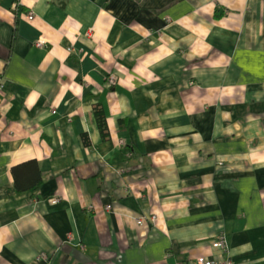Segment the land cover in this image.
<instances>
[{"label": "crops", "instance_id": "1", "mask_svg": "<svg viewBox=\"0 0 264 264\" xmlns=\"http://www.w3.org/2000/svg\"><path fill=\"white\" fill-rule=\"evenodd\" d=\"M0 73V264H264V0H0Z\"/></svg>", "mask_w": 264, "mask_h": 264}, {"label": "trees", "instance_id": "2", "mask_svg": "<svg viewBox=\"0 0 264 264\" xmlns=\"http://www.w3.org/2000/svg\"><path fill=\"white\" fill-rule=\"evenodd\" d=\"M94 111L99 123L100 129L104 136L108 135V122L104 109L100 104L95 105ZM86 140L88 137L84 136ZM88 142V141H87ZM14 175V183L17 192L23 193L38 188L42 183L41 169L36 160H30L19 165H16L12 169Z\"/></svg>", "mask_w": 264, "mask_h": 264}, {"label": "built area", "instance_id": "3", "mask_svg": "<svg viewBox=\"0 0 264 264\" xmlns=\"http://www.w3.org/2000/svg\"><path fill=\"white\" fill-rule=\"evenodd\" d=\"M27 14L30 16V17H34L33 16V12L32 10H29L27 12ZM110 80H111V83L114 84V85H118L119 83V80H118V77L115 75V74H112L110 76ZM2 82V79L0 78V84ZM59 199L56 198L53 200V202H58ZM112 205H108L107 208H111ZM144 218L145 217H142L140 219H138V223L142 224L143 221H144ZM224 240L223 241H215L214 242V246L216 247H222L224 245V243H226V239L225 237L223 238ZM221 240V239H219ZM178 264H233L232 261L230 260V258H210V257H206V256H199L197 257L196 259L194 260H191V261H186V262H181V263H178Z\"/></svg>", "mask_w": 264, "mask_h": 264}, {"label": "rangeland", "instance_id": "4", "mask_svg": "<svg viewBox=\"0 0 264 264\" xmlns=\"http://www.w3.org/2000/svg\"><path fill=\"white\" fill-rule=\"evenodd\" d=\"M16 6V5H15ZM14 6V7H15ZM114 74V73H113ZM112 75V74H111ZM110 75V76H111ZM116 75V74H115ZM110 76H109V78H108V81H109V83L111 82V80H110ZM117 76V75H116ZM119 80V79H118ZM2 83V82H1ZM110 209V208H109ZM156 219H157V215L156 214H152V215H150V216H147V217H145L144 218V221L145 220H149V221H151V222H155L156 221ZM224 236L223 237H220L219 239H221V240H217V241H223L224 239ZM222 248H228V245H227V243H224V245L222 246ZM200 256H205V255H200ZM207 257V256H206ZM227 258H230L229 256L227 257ZM230 260L232 261V263L234 264V261L230 258Z\"/></svg>", "mask_w": 264, "mask_h": 264}, {"label": "bare ground", "instance_id": "5", "mask_svg": "<svg viewBox=\"0 0 264 264\" xmlns=\"http://www.w3.org/2000/svg\"><path fill=\"white\" fill-rule=\"evenodd\" d=\"M16 7H17V5H16L15 7H13V8L16 9ZM30 10H32V12L34 13V14H33L34 17H30V16L27 14L28 11H27L26 13L23 12V13H24L23 15H24L29 21H33V20L36 18V13H35V11H34L33 9H30ZM40 42H41V43H44V41L41 40V39H40ZM2 77H3V76H2V74L0 73V78L2 79Z\"/></svg>", "mask_w": 264, "mask_h": 264}]
</instances>
